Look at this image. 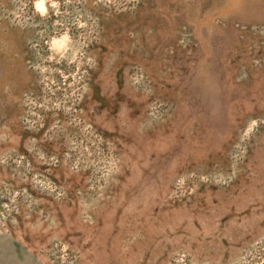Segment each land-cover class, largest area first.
Here are the masks:
<instances>
[{
	"label": "rangeland",
	"instance_id": "1",
	"mask_svg": "<svg viewBox=\"0 0 264 264\" xmlns=\"http://www.w3.org/2000/svg\"><path fill=\"white\" fill-rule=\"evenodd\" d=\"M0 0V264H264V0Z\"/></svg>",
	"mask_w": 264,
	"mask_h": 264
},
{
	"label": "clouds",
	"instance_id": "2",
	"mask_svg": "<svg viewBox=\"0 0 264 264\" xmlns=\"http://www.w3.org/2000/svg\"><path fill=\"white\" fill-rule=\"evenodd\" d=\"M35 8L38 12L43 14L46 11L44 8V0H35Z\"/></svg>",
	"mask_w": 264,
	"mask_h": 264
}]
</instances>
